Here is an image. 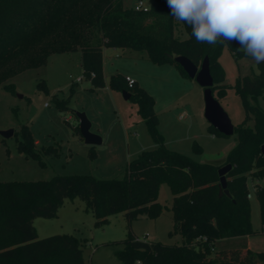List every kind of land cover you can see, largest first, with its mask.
Here are the masks:
<instances>
[{"label": "trees", "instance_id": "16d2710c", "mask_svg": "<svg viewBox=\"0 0 264 264\" xmlns=\"http://www.w3.org/2000/svg\"><path fill=\"white\" fill-rule=\"evenodd\" d=\"M178 22L170 14L166 0H150L146 11L125 6L124 0H0V85L16 93L9 82L20 73L43 67L54 52L82 51L84 77L93 86L104 87L105 47L121 48L155 63H174L169 55H183L200 66L209 56L214 78L213 93L226 94L224 68L219 58L225 48L234 57L233 42L228 47L196 43L190 28L187 37L176 35ZM141 53V54H140ZM95 76H92V74ZM113 88L126 89L139 104L157 147L133 159L122 176L98 178L91 174L57 175L35 181L0 180V264H84L80 239L71 233L40 238L34 225L38 217L54 218L67 199L86 203L100 227L109 217L123 213L129 229L143 215L158 218L166 205L159 201L160 185L167 183L174 194L171 206L173 230L181 243L164 244L142 240L131 234L115 256L123 264H264V251L247 249V236L257 233L251 221L249 177L264 179V108L245 104L246 118L237 126L238 143L223 164L199 162L164 146L158 129L154 99L135 84L115 75ZM39 88L47 87L42 80ZM264 90V73L237 79L235 91L244 100L257 98ZM61 108L66 101H60ZM253 118L250 126L248 120ZM209 128L220 136L212 125ZM80 134L79 126L76 127ZM18 150L38 157L36 141L23 125ZM5 138L0 135V142ZM197 150L201 147L195 144ZM227 188L231 196H220L219 169L228 164ZM1 169V162H0ZM264 224V185L255 184ZM264 228V226H263Z\"/></svg>", "mask_w": 264, "mask_h": 264}, {"label": "rangeland", "instance_id": "374dc122", "mask_svg": "<svg viewBox=\"0 0 264 264\" xmlns=\"http://www.w3.org/2000/svg\"><path fill=\"white\" fill-rule=\"evenodd\" d=\"M138 1L124 0V3L126 7L134 8ZM176 35L188 36L183 24L178 23ZM219 62L225 72L226 94L220 97L215 90L214 96L237 126L246 118V103L264 108V90L257 98L249 96L244 100L235 91L237 79L264 73V63L257 65L245 57L237 59L227 48ZM104 75L105 86H93L84 77L82 51L78 49L54 52L45 66L26 70L12 78L9 82L16 85V93L0 85V130H14V135L6 138L5 143L0 142L1 181H35L73 174L118 177L143 151L157 147L138 111L139 104L124 98L123 90L126 89L111 86L115 75L129 76L137 86L151 94L158 129L167 148L199 162L223 164L230 150L237 145V132L220 136L209 128L210 123L204 115V88L195 79L183 75L176 64H159L127 49L107 47L104 50ZM80 77L83 79L78 81ZM42 80L46 82L45 89L38 87ZM60 101H66L65 108L59 106ZM77 112H84L90 119L92 132L103 139L101 145L86 144L77 132ZM182 114H185L184 118H180ZM248 124L253 126V118ZM23 125L39 143L35 147L37 158L18 150ZM195 144L201 150H197ZM255 184L263 186L264 179L249 177L251 221L257 231L250 237V246L253 250L264 251V224ZM173 197L168 184L162 183L159 201L166 205L163 214L158 218L143 215L134 220L131 234L164 244L181 243L180 234H170L174 224ZM39 221L46 224L42 226ZM95 222L96 218L91 210L86 209V203L76 198L67 199L56 217H38L36 225L40 238L62 233L76 235L83 248L84 264H123L114 253L122 249L121 241L129 235L125 216L123 213L112 215L100 227Z\"/></svg>", "mask_w": 264, "mask_h": 264}, {"label": "clouds", "instance_id": "9594fccd", "mask_svg": "<svg viewBox=\"0 0 264 264\" xmlns=\"http://www.w3.org/2000/svg\"><path fill=\"white\" fill-rule=\"evenodd\" d=\"M171 16L198 44L228 47L264 63V0H166Z\"/></svg>", "mask_w": 264, "mask_h": 264}, {"label": "water", "instance_id": "95a60500", "mask_svg": "<svg viewBox=\"0 0 264 264\" xmlns=\"http://www.w3.org/2000/svg\"><path fill=\"white\" fill-rule=\"evenodd\" d=\"M169 57L174 59L178 64L182 66L188 77H190L191 79H195L197 83L204 88V115L209 121L210 125H212L220 133L226 136L232 135L235 131V125L232 123L229 115L226 113L213 93L212 87L214 86V78L211 72V63L209 56H206L203 59L200 66H197L191 59L183 55L173 56L172 54H170ZM123 95L125 99H130L132 94L127 90H123ZM76 116L79 120L80 134L85 143L89 145H101L103 139L98 134L92 132V122L87 117V115L84 112H77ZM0 135L5 139L10 138L14 135V130L12 128L0 130ZM261 152L264 156V145H262L261 147ZM231 169L232 164L228 163L222 166L218 171L220 176V196H223L224 194L227 196H231L230 191L227 188V174Z\"/></svg>", "mask_w": 264, "mask_h": 264}, {"label": "built area", "instance_id": "2783aa9c", "mask_svg": "<svg viewBox=\"0 0 264 264\" xmlns=\"http://www.w3.org/2000/svg\"><path fill=\"white\" fill-rule=\"evenodd\" d=\"M150 8V0L148 2H145L144 0H139L138 3L135 5L134 9L135 10H148ZM92 76H95V74L93 73ZM83 79V77L78 78V81H81ZM126 81L128 82L129 86L132 87L135 84V81L132 80L129 76L125 77ZM185 114H182L180 116V118H184ZM254 189H256V185H254ZM249 198L252 197V193H249L248 195Z\"/></svg>", "mask_w": 264, "mask_h": 264}, {"label": "crops", "instance_id": "0c3cea01", "mask_svg": "<svg viewBox=\"0 0 264 264\" xmlns=\"http://www.w3.org/2000/svg\"><path fill=\"white\" fill-rule=\"evenodd\" d=\"M105 48H107V47H105ZM105 48L103 49V55H104V50H105ZM102 143H103V142H102ZM36 144H39L38 141H36ZM0 150H1V149H0ZM0 170H1V169H0ZM37 219H38V218H36V219L34 220V225H35L36 229H37V225H36V221H37ZM39 224L43 226V225L46 224V222H44V221H39ZM38 236H40V235L38 234ZM250 237H251V236H247V237H246V241H247V249H250V250L255 251V252H260V251L253 250V249L251 248V246H250Z\"/></svg>", "mask_w": 264, "mask_h": 264}]
</instances>
